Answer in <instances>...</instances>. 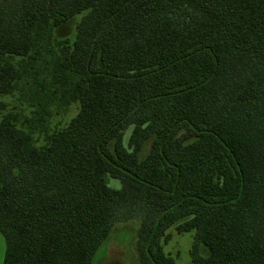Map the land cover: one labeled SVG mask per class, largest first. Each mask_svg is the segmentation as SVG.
<instances>
[{
  "label": "trees",
  "instance_id": "obj_1",
  "mask_svg": "<svg viewBox=\"0 0 264 264\" xmlns=\"http://www.w3.org/2000/svg\"><path fill=\"white\" fill-rule=\"evenodd\" d=\"M133 219L140 264L172 229L264 264V0H0L3 264H93Z\"/></svg>",
  "mask_w": 264,
  "mask_h": 264
},
{
  "label": "rangeland",
  "instance_id": "obj_2",
  "mask_svg": "<svg viewBox=\"0 0 264 264\" xmlns=\"http://www.w3.org/2000/svg\"><path fill=\"white\" fill-rule=\"evenodd\" d=\"M82 16L74 17L68 24L56 31V39L62 41L64 39L73 40L76 36L77 25L81 21ZM10 107L17 105L16 100L7 99ZM78 112L77 106H72L66 114L53 115L49 120L51 130L63 127ZM132 129L125 134V144L128 145V139ZM151 143H147L145 150L142 152V158L149 153ZM107 182L112 188H121L120 181L107 178ZM140 227V221L133 219L125 223L117 224L111 233V236L105 241L101 249L95 256L93 264H140L135 244L137 241V233ZM171 241L164 245L167 254L173 256L177 264H193L191 257V249L194 242V233L178 234L175 229L171 231ZM5 240L0 233V264L4 263ZM206 248L202 249V256H206Z\"/></svg>",
  "mask_w": 264,
  "mask_h": 264
}]
</instances>
